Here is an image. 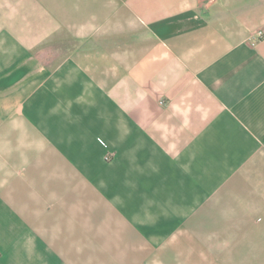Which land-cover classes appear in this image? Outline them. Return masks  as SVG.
<instances>
[{"label": "crops", "instance_id": "0c3cea01", "mask_svg": "<svg viewBox=\"0 0 264 264\" xmlns=\"http://www.w3.org/2000/svg\"><path fill=\"white\" fill-rule=\"evenodd\" d=\"M259 30L264 0H0V264H264Z\"/></svg>", "mask_w": 264, "mask_h": 264}, {"label": "built area", "instance_id": "2783aa9c", "mask_svg": "<svg viewBox=\"0 0 264 264\" xmlns=\"http://www.w3.org/2000/svg\"><path fill=\"white\" fill-rule=\"evenodd\" d=\"M262 37L264 36V30H259L258 33L256 34V37ZM255 37V36H254Z\"/></svg>", "mask_w": 264, "mask_h": 264}]
</instances>
